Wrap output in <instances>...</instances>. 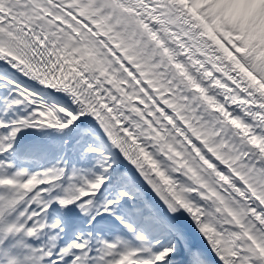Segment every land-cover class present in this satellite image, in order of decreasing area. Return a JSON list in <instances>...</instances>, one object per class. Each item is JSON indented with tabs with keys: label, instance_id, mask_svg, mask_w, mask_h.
Instances as JSON below:
<instances>
[{
	"label": "snow or ice",
	"instance_id": "6c2138e0",
	"mask_svg": "<svg viewBox=\"0 0 264 264\" xmlns=\"http://www.w3.org/2000/svg\"><path fill=\"white\" fill-rule=\"evenodd\" d=\"M0 264H264V0H0Z\"/></svg>",
	"mask_w": 264,
	"mask_h": 264
}]
</instances>
